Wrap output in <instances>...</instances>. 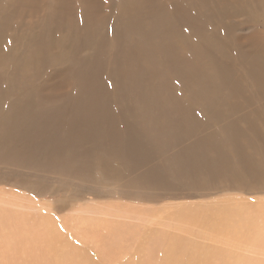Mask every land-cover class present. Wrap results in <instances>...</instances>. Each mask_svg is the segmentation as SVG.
Segmentation results:
<instances>
[{
	"label": "bare ground",
	"instance_id": "1",
	"mask_svg": "<svg viewBox=\"0 0 264 264\" xmlns=\"http://www.w3.org/2000/svg\"><path fill=\"white\" fill-rule=\"evenodd\" d=\"M15 4H19L25 12L33 9L42 11L35 27L29 26L21 34V41L26 49H31L29 58H35L37 53L50 46L48 51L53 50L61 53V58H69L65 69L48 74V79L56 78L53 89L67 88L60 95L65 96L67 106H77L78 109L70 113H62L59 106L35 110L33 102L28 101L27 107H22L19 113L0 116V135L20 132L17 143L23 148L19 150L21 155L9 156L8 159L32 160L29 156L44 147L65 149L70 134L84 132L87 136H99L109 141L111 149L133 160L124 151L141 136L134 130L137 135L131 134L132 129L126 122L128 114L123 111L128 109L133 110L132 120H138L133 122L132 127L152 131L168 125L172 134L180 130L183 135L186 133V136L192 137L193 144L183 149L181 157L171 162L175 170H182V175L177 179L171 178L173 173L165 167L149 175L151 181L164 184L162 187H169L171 180L180 184L192 176L199 178L198 183L222 178L240 182L250 176L256 182H264V123H260L264 120V33L249 34L240 40L235 37L223 39L217 38L213 29L216 16L222 19L233 12L247 13V21L255 20L254 10L264 9V0H11L7 11L14 9ZM114 9L118 10L113 18L110 13ZM224 24L226 32L234 27L230 23ZM11 34L14 38L15 33ZM1 36H5L2 29L0 39ZM27 55L23 57L26 58L24 64ZM222 58L240 59L248 77L247 83H243V73L228 68ZM21 60L15 62L16 72L9 81L21 78V84L25 83L29 92L25 98L35 99L34 93L37 94L41 87L47 88L46 81L32 83L31 89L29 79L19 71V66L21 72L24 66ZM38 68L34 67L35 70ZM39 71L41 67L34 73ZM257 98L261 102L252 105L249 112L236 116L242 125L223 112V109L240 110L242 106L254 104ZM135 99L141 111L137 109ZM195 107L209 110L215 120L223 121L222 125L205 131L196 123ZM169 109L176 110L172 124L153 123L158 113ZM37 121L66 125V135L57 142L43 145L35 139L39 129L19 127ZM118 121L121 124L119 128ZM32 138L34 140L29 143ZM164 141L159 139L157 142ZM221 141L230 143V148H225L224 144L221 147ZM8 149L0 147V155ZM133 151L144 155L141 145L134 147ZM195 155V163L187 169V160ZM208 175L212 176L203 178ZM185 182L189 184L187 180ZM6 204L15 203L0 201V258L6 255L7 261L30 256L32 264H44L49 257L55 259L54 264L87 263V260L80 261L78 258L83 254L76 255L75 250L67 251V246L60 245L57 234L41 236L36 230L28 232L25 226H21L25 216L10 210ZM185 207H177L170 212L175 215L169 221L174 223L176 230L182 228L177 225L181 217L191 224H198L205 238L228 245L229 249L242 245L246 249L253 247L259 254L264 253V201L254 204L228 201L211 204L208 209H193L190 206V210ZM119 213L124 212L119 210ZM43 218L32 221L56 227ZM96 220L95 223L82 224L88 226L91 232L100 226L103 230H114L105 223L107 219ZM154 221L170 227V223L162 222V216ZM148 231L141 232V240L162 247L156 264H264L239 255L237 251L234 256L230 255L229 250H224L227 249L225 246L222 249L216 245L200 246L197 249L199 256L194 262L192 254H184L181 236L174 232ZM95 240L89 241L94 252L101 249ZM152 252L148 249L140 255Z\"/></svg>",
	"mask_w": 264,
	"mask_h": 264
},
{
	"label": "rangeland",
	"instance_id": "2",
	"mask_svg": "<svg viewBox=\"0 0 264 264\" xmlns=\"http://www.w3.org/2000/svg\"><path fill=\"white\" fill-rule=\"evenodd\" d=\"M10 1L0 0V29L3 30L5 35L1 36L0 39L1 46L4 37V45L0 47V58H3L0 61V116L19 113L22 107H27L28 101L33 102L32 107L35 110L52 106L62 107V113H70L77 110V106H67L64 101L65 96L60 95V92H65L67 88L53 89L56 78L48 79V74L65 69L64 67L69 58H61V53L53 50L48 51L51 46L47 47L45 51L42 50L37 53L35 58H29L31 49H26L21 41V34L29 26L35 27L41 19L42 11L39 12V10L33 9V11L26 10L25 12V9H22L19 4H15L14 9L8 12L7 6ZM115 8L119 7L115 6ZM117 10L111 11L110 14L113 18ZM254 11L256 18L253 21H247L248 15L244 12L229 13L228 16H223L222 19L216 16L215 21H213L216 37L223 39L235 37L240 40L249 34L262 35L264 33V9L257 8ZM224 23H230L234 27L226 32L224 29L227 27ZM11 33H15L14 38L11 37ZM25 55L28 58L24 64L26 58L23 57ZM20 59L23 62L21 65L24 66L22 72L19 66V71L21 74L23 73L22 75L25 78L29 79L31 89L32 83L41 84L46 81L45 85L47 88L42 89L41 87L37 94L34 93L33 97L36 100L25 98L29 92L24 85L25 83L21 84V78L9 81L16 72L15 62L19 63ZM77 59L75 58V60ZM222 62L228 68L242 72L243 83H247L248 77L240 59L222 58ZM35 66L41 67V71L36 74L34 72L39 68L35 70ZM251 88L250 90L254 91ZM135 102L137 109L141 111L136 99ZM259 102H261V99L257 98L254 104L240 107L241 111L228 109L221 111L229 115L231 120L237 119L238 123L242 125L237 115L249 112L253 108L252 105L254 106ZM203 109L200 107L194 108L196 123L199 127L202 126L205 131H209L222 125L223 121L215 120L209 110ZM123 111L128 114L126 122L129 124V128L132 129L131 134L134 136L138 132L141 136L134 139L130 148L124 151L127 157L135 161L129 160L111 149L109 141L102 140L99 136H87L84 132L76 133L75 135L70 134L65 149L57 150L44 147L40 152L29 156L32 157V160L8 159L9 156L21 155L19 150L23 148L17 143L20 132L19 134H1L0 147H9V149L0 155V201L15 203L14 205L6 204L5 206L14 212H21L20 214L26 217H24L23 223H20L21 226L23 225L28 229V232L36 230V232L39 231V235L42 234L43 236L52 233L57 234L61 237L57 238V242L60 245L67 246V251L75 250L76 255L79 254V256L83 254L82 257L78 258L81 259H79L80 261L87 260L86 264H156L155 262L159 260L158 257L161 253V245H152L151 242H147L148 240H141V232L145 233V231L150 230L148 227L152 229L148 232L157 233L159 231L165 234L174 232L175 235L181 236L184 243V254H192L194 262L197 261L199 256L197 249L200 246L206 245V247H210L216 245L215 247H221L222 249H224V246L225 248L229 247L213 241L214 239L205 238L200 233L203 230L200 229L198 224H191L181 217L177 225L178 227L181 225L182 228L181 230H178L179 228L176 230L173 228L174 223L171 220V222L169 221V219L175 218V215L170 214V212L177 210V207L182 206L184 208L186 205L185 208L191 210L190 206L193 209H208L211 204H220L228 201L248 204L264 201V182H256L250 176L240 182H231L222 178L198 183L199 178L192 176L185 179L188 181V185L185 184V180L181 181L180 184H174L171 180L169 187H162L164 184L151 181L149 175L157 172V170H162L164 167L173 173L171 178L177 179L182 175V170H175L171 162L181 157V153L193 144L192 137L186 136V133L183 135L180 130L172 134L168 128L169 126L165 125L174 122L175 109L158 113L153 123L165 126L152 129V131L132 127L133 122H138L136 118L132 120L133 110L123 109ZM186 111H190V109H186ZM33 112L38 113V111ZM201 122L207 124H202ZM260 123H264V120L263 122L260 121ZM117 126L118 128L121 127L119 121ZM19 127H30L32 130L39 129V135L35 139L46 145L62 139L66 135L67 126L41 124L37 121L23 124L22 126L19 125ZM159 139H164L165 141L162 143L157 142ZM32 140L34 139L32 138L29 143ZM223 144L225 148H230V143L227 141L225 143L223 141L220 142L221 147H223ZM139 145H141L144 155L136 154L133 151L134 147ZM209 145L214 148L211 144ZM155 151L157 152L155 153ZM196 158L197 156L195 155L187 160V169L191 164L195 163ZM209 176L211 177L212 175L204 176L203 178ZM158 187H162V189ZM119 210L124 213L120 214ZM20 214L15 215L18 216ZM161 216L162 222L165 224L170 223V227L155 223L154 220ZM34 218L37 221L43 218L45 221L55 224L56 227L53 228L51 225L49 227V225L43 223H34L32 221ZM94 219H97L96 222L101 219H107L105 223L114 230H103V226H100L97 229L98 231L95 229L91 232L88 226L82 224L83 222L95 223ZM15 222L17 223V221ZM144 226L147 228L143 229L142 227ZM93 235L96 236V240ZM59 239L61 240L60 242L58 241ZM94 240L97 241V247L101 248L95 252L89 243V241ZM231 247H233L234 252L231 248L224 249L229 250L228 254L230 255L234 256L236 254L235 251H237L239 255L242 254L245 257L248 256L249 259L253 258L252 260L264 262V253L259 254L253 247H249V249L242 245ZM138 248L142 249L141 252L137 251ZM148 249L153 252L141 256ZM36 253L38 254V252ZM5 256L0 258V264H32L28 258L30 256L10 258L7 261H5ZM54 262L55 259L53 260L52 257H49L44 264H54Z\"/></svg>",
	"mask_w": 264,
	"mask_h": 264
}]
</instances>
